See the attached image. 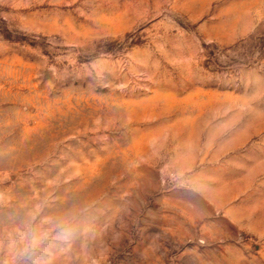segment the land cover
Listing matches in <instances>:
<instances>
[{
	"label": "rangeland",
	"instance_id": "obj_1",
	"mask_svg": "<svg viewBox=\"0 0 264 264\" xmlns=\"http://www.w3.org/2000/svg\"><path fill=\"white\" fill-rule=\"evenodd\" d=\"M0 264H264V0H0Z\"/></svg>",
	"mask_w": 264,
	"mask_h": 264
},
{
	"label": "clouds",
	"instance_id": "obj_2",
	"mask_svg": "<svg viewBox=\"0 0 264 264\" xmlns=\"http://www.w3.org/2000/svg\"><path fill=\"white\" fill-rule=\"evenodd\" d=\"M33 242H34V243L36 242V238H35V237L33 238Z\"/></svg>",
	"mask_w": 264,
	"mask_h": 264
}]
</instances>
